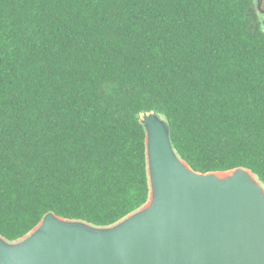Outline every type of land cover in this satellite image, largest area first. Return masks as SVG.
I'll return each mask as SVG.
<instances>
[{"label":"trees","instance_id":"1","mask_svg":"<svg viewBox=\"0 0 264 264\" xmlns=\"http://www.w3.org/2000/svg\"><path fill=\"white\" fill-rule=\"evenodd\" d=\"M264 0H0V237L144 206L154 113L200 173L264 186Z\"/></svg>","mask_w":264,"mask_h":264},{"label":"water","instance_id":"2","mask_svg":"<svg viewBox=\"0 0 264 264\" xmlns=\"http://www.w3.org/2000/svg\"><path fill=\"white\" fill-rule=\"evenodd\" d=\"M147 203L107 228L46 214L25 237H0V264H264V186L249 170L200 173L172 148L169 126L141 115Z\"/></svg>","mask_w":264,"mask_h":264},{"label":"rangeland","instance_id":"3","mask_svg":"<svg viewBox=\"0 0 264 264\" xmlns=\"http://www.w3.org/2000/svg\"><path fill=\"white\" fill-rule=\"evenodd\" d=\"M259 14H260L261 21L263 23L262 26H263V30H264V4H263V2L259 6Z\"/></svg>","mask_w":264,"mask_h":264}]
</instances>
